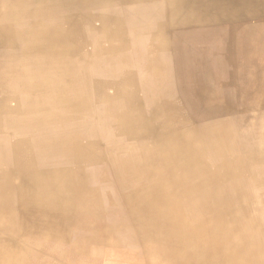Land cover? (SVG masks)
<instances>
[{
    "label": "bare ground",
    "instance_id": "1",
    "mask_svg": "<svg viewBox=\"0 0 264 264\" xmlns=\"http://www.w3.org/2000/svg\"><path fill=\"white\" fill-rule=\"evenodd\" d=\"M0 264H264V0H0Z\"/></svg>",
    "mask_w": 264,
    "mask_h": 264
},
{
    "label": "crops",
    "instance_id": "2",
    "mask_svg": "<svg viewBox=\"0 0 264 264\" xmlns=\"http://www.w3.org/2000/svg\"><path fill=\"white\" fill-rule=\"evenodd\" d=\"M131 7V6H130ZM97 24H100L99 22L97 23ZM137 67V66H136ZM138 69V68H137ZM109 91H111V92H113V90L112 89H110Z\"/></svg>",
    "mask_w": 264,
    "mask_h": 264
}]
</instances>
